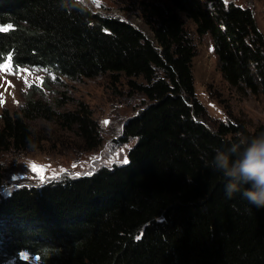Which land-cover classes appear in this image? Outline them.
<instances>
[{
    "label": "trees",
    "instance_id": "16d2710c",
    "mask_svg": "<svg viewBox=\"0 0 264 264\" xmlns=\"http://www.w3.org/2000/svg\"><path fill=\"white\" fill-rule=\"evenodd\" d=\"M139 10L151 36L73 0H0V64L10 57L71 79L124 77L148 98L125 122L123 138H135L127 164L0 191V262L27 252L33 264H264V208L240 193L229 198L210 166L217 152L264 133V123L207 120L185 22L211 34L231 87L264 93L256 14L225 0H144ZM42 116L77 126L95 145L85 106L61 111L28 97L0 113V168L5 152L40 145L32 122Z\"/></svg>",
    "mask_w": 264,
    "mask_h": 264
},
{
    "label": "rangeland",
    "instance_id": "374dc122",
    "mask_svg": "<svg viewBox=\"0 0 264 264\" xmlns=\"http://www.w3.org/2000/svg\"><path fill=\"white\" fill-rule=\"evenodd\" d=\"M141 1L144 0H90L88 5L127 20L151 36L150 27L140 15ZM225 1L251 7L264 33V0ZM185 22L196 46L193 59L196 93L206 106L207 120L243 119L250 128L264 123V93L231 87L218 67L211 34L199 35L192 20L185 18ZM1 64H10V67L0 69V113L5 108L17 109L28 97L42 98L61 111L85 106L97 132L95 145L90 147L84 134L77 132V126L68 129L55 119L36 118L32 126L43 140L37 147L11 149L3 154L1 192L7 193L20 184H42L60 176L90 173L101 166L121 163L128 157L135 138H123L125 122L146 104L148 98L142 91L130 87L126 78L113 81L110 76L100 74L71 79L44 67L14 66L9 58ZM33 164L37 166L35 172ZM37 262L36 256L24 252L19 259L7 258L0 264Z\"/></svg>",
    "mask_w": 264,
    "mask_h": 264
},
{
    "label": "clouds",
    "instance_id": "9594fccd",
    "mask_svg": "<svg viewBox=\"0 0 264 264\" xmlns=\"http://www.w3.org/2000/svg\"><path fill=\"white\" fill-rule=\"evenodd\" d=\"M75 5L87 7L90 0H73ZM206 166L209 162L205 161ZM210 166L227 180L226 195L240 193L256 208H264V133L251 139H240L226 151H219Z\"/></svg>",
    "mask_w": 264,
    "mask_h": 264
},
{
    "label": "snow or ice",
    "instance_id": "6c2138e0",
    "mask_svg": "<svg viewBox=\"0 0 264 264\" xmlns=\"http://www.w3.org/2000/svg\"><path fill=\"white\" fill-rule=\"evenodd\" d=\"M10 59L11 58L9 57V61H10ZM9 67H10V64H7V65L0 64V69L7 70ZM105 123H107V121H105ZM123 163L124 164H127L128 163L127 157L124 158ZM31 167H32V171L35 172L37 170V166L35 164H33ZM41 178L43 179V176Z\"/></svg>",
    "mask_w": 264,
    "mask_h": 264
}]
</instances>
